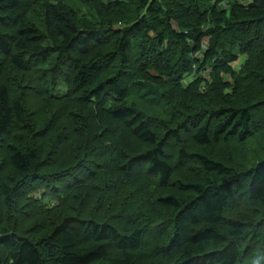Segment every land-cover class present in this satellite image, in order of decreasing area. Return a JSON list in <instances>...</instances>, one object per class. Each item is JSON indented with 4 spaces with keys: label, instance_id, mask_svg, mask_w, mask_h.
I'll return each mask as SVG.
<instances>
[{
    "label": "trees",
    "instance_id": "obj_1",
    "mask_svg": "<svg viewBox=\"0 0 264 264\" xmlns=\"http://www.w3.org/2000/svg\"><path fill=\"white\" fill-rule=\"evenodd\" d=\"M132 6L137 20L128 26L97 22L96 16ZM208 23V50L202 52ZM221 27L244 31L239 50L234 40L215 34ZM218 42H230L220 57ZM240 53L247 60L237 76L229 64ZM197 54L205 63L215 59L212 70L207 80L185 86L189 56ZM263 59L264 0H0V150L6 152L0 167L7 166L0 179V264L264 259V158L256 156L246 172L232 153L214 152L233 141L248 147L264 127L253 125L262 97L231 103L238 80L258 78ZM26 76L33 86L22 83ZM148 86L160 87L154 93L167 105V118L147 114L130 99ZM64 99L87 110L65 119L63 111L51 113L52 103L58 109ZM96 148L101 159L109 158L98 166L105 167V187L113 195L92 200L80 189H90L99 174L90 166ZM135 168L145 175L129 176ZM189 169L203 178L191 181ZM137 179L145 181L143 189L133 188ZM129 186L128 194L143 191L145 202L130 198L119 208L127 216L101 218L98 212L113 209L120 189ZM33 194L43 203L39 213L27 206ZM68 197L76 204L62 206ZM149 207L154 216L164 208L160 222ZM154 224L159 227L151 229Z\"/></svg>",
    "mask_w": 264,
    "mask_h": 264
},
{
    "label": "rangeland",
    "instance_id": "obj_2",
    "mask_svg": "<svg viewBox=\"0 0 264 264\" xmlns=\"http://www.w3.org/2000/svg\"><path fill=\"white\" fill-rule=\"evenodd\" d=\"M152 1H157L159 3H163L164 4H168L169 0H152ZM244 4H247V0H238ZM219 9H226L227 6L225 5H220L218 7ZM87 9V8H86ZM165 11H167V9L164 7ZM86 12H91L90 9H87ZM143 16H145V11H142L139 14V18H142ZM97 22L100 23L103 26H107L108 24H106L109 21H113V23H111L110 25H114L115 27H119V26H128L131 22H134L137 20V16L135 14V6L130 7V9L127 10H122L120 12H112L110 11L109 13H107L105 18L102 17H98L96 16ZM207 21H212L210 18L207 19ZM104 23V24H103ZM211 24H207L205 27H203L204 30V44L202 46V52H206L208 49L207 43L210 40L209 36L207 35V30L209 28H211ZM173 28L180 32V30L176 27L175 24H173ZM237 30H240L239 27L233 28L232 30H229L228 28H224L221 27V30L218 33H215L218 37H220V39H227L228 41H233V46L239 50V39H241L244 36V31L238 32ZM185 32V31H183ZM189 32V31H186ZM206 34V35H205ZM152 36V34L150 35V37ZM230 46V42H218L216 44V47L218 48V57H220V54H226L227 53V49ZM107 50V49H106ZM249 51H251L249 49ZM248 51V54H249ZM250 56H253L252 54ZM189 60L191 63V71L188 75L185 76L183 84L186 86L189 83L193 82L194 80L198 79V78H202L204 80H207L209 78V74L212 70V65L215 59L211 60L209 63H205L203 61V56L202 54H197V55H190L189 56ZM247 60V55L240 53L239 56L237 57V61L234 63H230L229 66L230 68L233 70L234 74L237 76H241V69L243 67V63ZM264 65V59L262 60V62L260 63V65L257 68V71L255 72L258 76V78L256 77H244L242 76V78H240L238 80V86H239V91H238V95H234L233 97H231V103L233 105H238V104H242L244 102H248V100L250 101V103H254L256 99L258 100H262L263 103H261V106L258 107V111H256V114L253 118V125L255 127H257L258 125L263 124L264 125V81L261 82L260 79L264 78V69H262V67ZM99 69V68H98ZM110 75L108 72L105 73L104 76H108ZM229 75H226V78ZM254 76V74H253ZM33 80V77H27L23 80L22 83L25 84H29V86H33V82H31ZM35 83V82H34ZM202 88V87H201ZM231 88H229L230 90ZM155 90L159 91L160 87H150L148 86L147 88H144L143 90H139L138 92L134 93L136 95H138L141 99H139L137 96H133L130 97V99H132L133 101H135L137 103L138 108H140L141 110H143L144 112H146L147 114L154 116V115H161L164 118H167V115H165L163 113V109H165L167 107L166 104L161 103L158 98H156L155 96ZM255 93H260V95L257 94V97H252ZM62 102H64V104L56 109L55 106H60L59 104L54 105V102L52 103V107H53V111L51 113H57V112H62L64 113L63 119L66 118V114H71L78 116L79 114H83L87 109L82 107V109H80L79 105L74 102L73 100L70 99H64L62 100ZM206 103H208V100L206 99L204 103H199L198 105L201 108L207 107ZM49 107V105H46V109ZM196 107V106H194ZM49 110V109H47ZM68 111V112H66ZM170 112L172 111H176V109L172 110L169 109ZM86 114V113H85ZM183 115H181V120L183 119ZM71 120H75L76 123H80V120H76L74 119V117H70ZM260 133H258L257 135H255L252 140H250V142L248 143V147H244V145L239 144L238 142L233 141L231 144L228 145H222L219 144L216 146V148H214V152L216 151L218 153V155L220 157H222L221 153H232L234 158H235V162L237 165H239V167L242 168V170H246V172H248L250 169H248L247 167H250L255 161H256V156H259L257 159H263L264 158V154L262 151V147L264 146V136L261 135V132L264 130V127L259 128ZM95 145H97V143H94ZM92 144V147L93 145ZM66 147V146H63ZM62 149V148H61ZM96 153L94 156V159L91 163L90 166H93L94 168H92L93 170H96L99 174L95 175V178L90 182V189H80V192L82 194H86L88 193L90 196V199L92 200H96L97 196H108L109 194H111V196L113 195L112 193V189H107L105 186V183H107V181L105 182V176H104V168H102V170H100V167L98 166L99 164H102L104 161H108V157H106L104 159H101L99 154L101 153V151L96 148ZM264 150V148H263ZM5 150H0V163L5 161ZM103 154V153H102ZM167 155L170 156V158L174 157V152L168 151ZM251 157V159H250ZM90 162V159H88ZM171 161V160H168ZM190 166V165H188ZM84 166H82L81 168H83ZM183 169H186V166L183 167ZM7 170V166L5 165L4 167H0V179H2V177L4 176V174H6L4 171ZM184 170H181L179 172H181L184 175ZM86 171V167L84 169H81L79 171V174H83L82 172ZM134 172H130L129 176L132 175H139V176H144L145 174H143V169H137L135 168L133 170ZM141 172V173H138ZM189 174H190V178H193L194 182H197L196 180H199L200 178H203V176H201V174H198V170H190L189 169ZM201 173V172H200ZM187 179V178H186ZM138 183H136V185L133 188H140L143 189L145 187V181H143L142 179H137ZM188 180V179H187ZM123 191V195L117 200L116 205L113 209L111 210H105L106 212L103 211H99L98 214L100 215V217H108V216H115V217H123V216H127V213L125 212V210L123 212H119V208L121 206L125 205V202L128 201L130 198L132 199V201H136L137 197H139L142 202H145L146 198H145V194L143 193V191H141V193L138 194H132L131 196L128 194L130 191H132V187L129 186L125 189H120ZM70 193V194H75L74 191H67L65 192V194ZM100 193V194H99ZM38 194H33L32 196L28 195V199L26 202L28 203V207L30 208V210L33 213H39L40 210L42 208H38L37 206H41L43 207V203L41 199H37ZM99 197V198H100ZM43 202L49 203L51 205H54L53 202H49L48 197L44 196L43 197ZM66 204V206L69 205H75L76 204V199H72V198H66L65 202L63 204H61L62 206ZM149 210L151 211V215L153 217L156 218V222H160V220L163 219L164 215H163V210L157 208V212H158V216H154L153 214V209L151 207H149ZM164 213H166V211L164 210ZM86 216V215H85ZM21 221L22 219L19 218ZM258 225V223H257ZM259 226L264 227V224H259ZM159 226L157 224H154L153 227H151V229L154 228H158ZM243 264H264V259L260 256H254L253 258L249 259L248 261L244 262Z\"/></svg>",
    "mask_w": 264,
    "mask_h": 264
},
{
    "label": "bare ground",
    "instance_id": "obj_3",
    "mask_svg": "<svg viewBox=\"0 0 264 264\" xmlns=\"http://www.w3.org/2000/svg\"><path fill=\"white\" fill-rule=\"evenodd\" d=\"M181 58H182V56H181ZM181 58H180V59H181ZM182 61H183V60H182ZM180 63H181V62H180ZM183 63H184V62H183ZM188 63H189V62H188ZM175 67H176V66H175ZM176 68H177V67H176Z\"/></svg>",
    "mask_w": 264,
    "mask_h": 264
}]
</instances>
